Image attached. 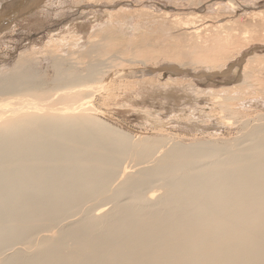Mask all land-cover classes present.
I'll list each match as a JSON object with an SVG mask.
<instances>
[{"label":"bare ground","instance_id":"1","mask_svg":"<svg viewBox=\"0 0 264 264\" xmlns=\"http://www.w3.org/2000/svg\"><path fill=\"white\" fill-rule=\"evenodd\" d=\"M13 1L0 30L44 0ZM107 1L78 0L61 33L0 68V264H264V117L222 143L134 139L105 123L90 102L121 56L105 58L106 36L85 40L74 24ZM53 2L47 17L67 15H50Z\"/></svg>","mask_w":264,"mask_h":264},{"label":"rangeland","instance_id":"2","mask_svg":"<svg viewBox=\"0 0 264 264\" xmlns=\"http://www.w3.org/2000/svg\"><path fill=\"white\" fill-rule=\"evenodd\" d=\"M6 1L0 8V24L9 20V11L15 8L10 3L13 0ZM48 1L44 0L32 13H20L13 19L12 28L0 30L2 70L13 66L19 52L43 47L49 32L61 33L72 16L78 17L79 11L68 14L74 4L79 5L78 0H53L50 15L61 9L67 11L60 17H47L41 11ZM32 2L20 0L16 4L24 8ZM107 2V6L95 5L94 13L86 12L74 24L76 33L85 40L93 30L104 34L109 44L104 57L114 53L122 59L108 65L109 85L106 88L104 83L106 89L100 91L103 96L98 93L90 102L96 116L105 123L134 139L147 135L185 144L201 140L222 143L238 138L243 132L241 122L264 117V0ZM246 58H250L246 70L250 77L236 91L240 85L235 88L234 84L242 80L241 66ZM43 62L47 65V61ZM44 63L37 62V69L40 65L41 72L52 74ZM112 66L122 71L121 76L112 77L116 72ZM145 66L156 69L152 76L143 71ZM227 67L234 68L224 75ZM216 70L221 75L217 72L215 78H206Z\"/></svg>","mask_w":264,"mask_h":264}]
</instances>
